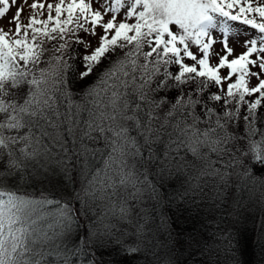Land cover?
Returning a JSON list of instances; mask_svg holds the SVG:
<instances>
[{
	"label": "snow or ice",
	"instance_id": "snow-or-ice-1",
	"mask_svg": "<svg viewBox=\"0 0 264 264\" xmlns=\"http://www.w3.org/2000/svg\"><path fill=\"white\" fill-rule=\"evenodd\" d=\"M6 18L0 264H264V0H0Z\"/></svg>",
	"mask_w": 264,
	"mask_h": 264
},
{
	"label": "trees",
	"instance_id": "trees-1",
	"mask_svg": "<svg viewBox=\"0 0 264 264\" xmlns=\"http://www.w3.org/2000/svg\"><path fill=\"white\" fill-rule=\"evenodd\" d=\"M233 27H235V22H233ZM252 35V32H249ZM93 46V45H92ZM96 46H98L96 44ZM103 157L102 156H97L93 161H91V165L93 168L96 167H102L103 163H102ZM149 180L159 183V178L155 176L154 172H150L149 173ZM77 189L79 188V185L76 186ZM68 188L71 189L72 185H68ZM167 191L170 193L171 189H167ZM165 192L163 189H161L160 195L164 196ZM253 199H255V196H253ZM152 203H156V201H153ZM245 203H247V195H245ZM162 206L158 207L156 210L157 212L161 211ZM148 211H151V206L149 205L148 207ZM250 212L255 213L256 217H262L264 216V211L260 210L258 207H251L249 209ZM252 219L253 217H249V223L247 224H243L242 223V227H246V228H251L252 227ZM191 251V249H188L186 251L180 252L178 257H176L177 260V264H201L203 257L197 253L194 254L192 256H189V252ZM244 259H251L254 264H260V260H261V252L260 249L257 248L254 251H251L249 253L246 254V256L244 257Z\"/></svg>",
	"mask_w": 264,
	"mask_h": 264
},
{
	"label": "rangeland",
	"instance_id": "rangeland-1",
	"mask_svg": "<svg viewBox=\"0 0 264 264\" xmlns=\"http://www.w3.org/2000/svg\"><path fill=\"white\" fill-rule=\"evenodd\" d=\"M48 2H51V0H48ZM29 3H31V0H29ZM15 11H16V8H15V6H13L12 8H11V11H10V13H9V18H10V16L12 15V14H14L15 13ZM29 15H30V11H29V9L27 8V7H25V11H24V13L22 14V20H23V22H27V19H28V17H29ZM0 27H3V28H5V29H7V28H9V27H11V25L8 23V19L6 18V19H0ZM240 30V29H239ZM237 31V28L236 27H234L233 28V33H235ZM248 35V34H247ZM96 41L95 40H93L92 41V47L94 48L95 46H96ZM236 51H237V53H239V52H241L242 51V48L239 46V45H237L236 46ZM215 61H213V63H214Z\"/></svg>",
	"mask_w": 264,
	"mask_h": 264
}]
</instances>
